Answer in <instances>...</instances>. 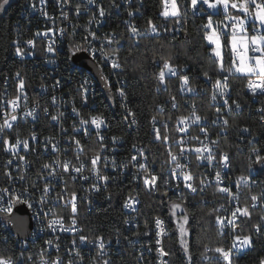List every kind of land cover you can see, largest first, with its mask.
<instances>
[{"label": "built area", "instance_id": "1", "mask_svg": "<svg viewBox=\"0 0 264 264\" xmlns=\"http://www.w3.org/2000/svg\"><path fill=\"white\" fill-rule=\"evenodd\" d=\"M130 0H122L115 8V13H122V3L128 4ZM79 6L80 12L77 14L76 8ZM105 6L101 0H94L93 4H89L88 0H30L24 8L23 19L19 21L15 28L17 34L14 41L15 56L19 60L31 59L36 66H40L43 71H38L39 82H34V76L29 75L30 83L26 82V78L22 75L15 74L13 77L5 76L4 80L0 84V125L3 124L4 119H9V122L13 124V128H5L4 132L0 133V189L8 188L12 194L22 195L24 200L33 204V207H29L28 203H24L31 212V218L33 221V228L29 239L19 238L16 234L15 237H6V230H12L9 224V217L5 213H0V242L4 243L3 248H15L18 249V254H10L0 250V257L11 258L13 264H17L21 261L29 260L33 264H52V261L57 257L62 259V264H103L105 260L109 261V264H123L122 261L127 258L124 250L126 248H133L135 250V258L139 261V264H170L169 256L167 260L158 259V247H166V238L168 237V223L165 217L156 215L165 221L164 227L166 229L165 235L157 237L155 223L152 224L154 230V236L152 240H143L140 237L133 235H123V237L106 238L103 237L104 248L100 249V241L96 236H92L85 231V215L86 213H92L99 208L108 206L111 201H114V205H121V211L123 212L122 226L126 228V231H134L141 226L142 219L140 217V208L142 201H139L133 207H125L126 201L129 197L137 199V191H142L145 187L142 179H135L139 172L143 175L142 170L133 167L134 164L145 163L150 170L164 180L171 177V169L175 167L178 162L181 165H186L184 171L191 172L196 179L193 181L195 187L198 190H206L209 187H214L219 194V202L217 204V215L220 217L231 218V212L235 208L241 209L245 207H252L258 209L262 223L264 224V181L260 175V171L264 170V163L255 162V153L264 156V142L261 145L258 144V140L253 136L251 130L244 126L239 136L240 143L238 147L240 150L247 152L248 169L245 173H236L231 168L230 159L228 160V167L225 168L222 162V154H227L226 151L220 150L221 134L225 132L227 125L223 124V120L227 119L229 123V116L232 112L240 111L242 109V103L240 99L232 90L230 76L227 72L222 74L219 79L223 82L225 76H228V88L226 89L225 96H217V99H210L209 102L216 109L220 108L221 112H215V115H210L208 111L201 112L196 110L195 105L192 106V111L187 115L190 116L193 112L202 117L201 121L193 123L191 120L184 124L179 121L172 126L170 118H155V121L151 122V131L153 133V140L160 141L164 135L169 137L166 147V158L163 164H159L155 157L152 158L147 153L143 145H133L131 151H128V145L122 137L117 135H111L108 131V123L106 116L95 112L98 108L97 95L91 92V84L100 83L95 76V82H87V75L81 74V71H89L88 69L77 65L73 61V55L80 50L89 47L88 41L91 42L96 48H100L101 43H104L103 53H116V55H109L107 60L101 52L96 53L95 61L100 66L102 73L107 81L106 96L112 101V106L115 108L116 100L120 104L119 110L123 114H128L129 111L134 113L131 115V123L134 120V128L139 124L134 110L129 104L127 97V81L123 77H119L118 73L121 71V64L118 60V52L112 46L104 42L106 36H113L116 39V32H112L107 29L106 16H99V8ZM106 11V10H105ZM95 19L92 20V17ZM90 20L92 22L90 23ZM123 23L131 26L137 25L132 21L130 16L123 17ZM230 23V21L224 22ZM51 29L52 31H49ZM63 29V33H61ZM174 31H179L180 26L173 27ZM48 32L47 36L43 33ZM90 32H95L98 39L92 40L89 35ZM40 33V35H37ZM157 29L155 33L159 34ZM87 37V41L86 38ZM28 40L34 41V46L27 44ZM51 45L55 50L54 52H48L47 48ZM20 47L23 51V55L16 54V48ZM86 52V51H84ZM90 57L91 55L86 52ZM92 58V57H91ZM113 61L119 63V68H113ZM103 69H106L104 71ZM72 71V72H63ZM93 74V73H92ZM238 74V73H237ZM27 77V76H26ZM175 76L166 77L164 85H157V91H165V89H171L172 84L169 82L170 78ZM24 81V88L20 89V80ZM208 82V78H205ZM256 81V76L250 77L249 81ZM249 81L246 85V91L250 96L251 101L258 102L260 97L264 96L259 90L256 94H253L248 87ZM100 85H102L100 83ZM188 87L194 89V91H187V88H182V83L179 84L178 94L182 99V104L175 98L173 101L172 95L165 98V104H169L174 108L173 110L180 109L181 106H186L190 102L192 95H198L199 91L196 87H193L189 82ZM104 88V87H103ZM85 89L87 90L85 93ZM123 90L124 97L120 96L119 90ZM87 97V103L84 102V97ZM213 95V94H212ZM211 95V97H212ZM19 97L18 107L15 112L12 111V106L8 101ZM55 98V99H53ZM224 99L228 100V104L231 106H224ZM235 101V103H233ZM175 103V107H173ZM236 104L240 107L237 108ZM73 107H75L83 118H88L90 115H101L105 120V125L100 130V134L104 137L101 143L97 137L96 130L90 128V135H84L83 130L79 133L73 132V124L76 127H80L79 119L73 113ZM47 109V112H45ZM161 109L164 110L165 105H161ZM257 111L259 109H256ZM28 112H32V116L26 115ZM63 113V116L59 117L58 121H52L51 116ZM16 115L17 121H11L10 116ZM181 117V116H180ZM206 117V119H204ZM218 117H220L218 119ZM261 122H264V117L261 116ZM216 121V123H213ZM165 125L167 127H165ZM87 127V126H85ZM181 128L186 129L180 131ZM201 128L206 130L201 131ZM247 128L248 131H243ZM66 129L67 131H62ZM155 129H159L161 133V139L155 138ZM131 132V131H128ZM35 133L37 140H32V134ZM80 141L83 147V152H80L75 145V141L72 137ZM118 137V141L113 144L112 137ZM9 139L10 143H15L16 139L28 140L30 148L25 150L22 144L15 150V154L12 151H5V146L2 144L3 139ZM198 138V139H197ZM50 141V142H49ZM182 141V143H177ZM215 141L216 143H213ZM47 143V148L45 146ZM57 145V151H51L52 146ZM204 145H208L211 149V154L215 157L211 164L204 159H198L197 154L194 151H186L185 156L180 155L181 148L186 150L195 148H203ZM102 146L104 150L101 151ZM143 151V156L140 155V151ZM100 153L102 157H108L109 161L113 158L116 161L117 167L113 170L112 166L105 168L103 163L98 165L101 175H107L110 177L106 186L104 181L98 180L97 176L91 170V158L97 153ZM171 152L177 156V161H171ZM209 153L204 152L203 155L207 156ZM137 156L136 161H132V156ZM228 155V154H227ZM23 156L21 160L19 157ZM79 156V159H77ZM145 157L147 159H145ZM229 157V156H228ZM59 159L61 163L71 162L74 167H80L81 163L85 165L80 174L72 172L71 175L64 173L62 168L53 164L55 160ZM11 160V165L8 161ZM51 164L53 167L44 169V164ZM120 165H126V167H120ZM55 168L57 175L55 177L48 176V172ZM219 171L221 173V182L217 183L215 180V174ZM5 172L11 173V179L5 175ZM179 172V170H178ZM61 176L63 177L61 179ZM81 176L88 177L87 180L80 178ZM250 177L248 183L245 184L240 181L239 188L237 187V181L240 177ZM73 177H76L75 179ZM204 183L201 184L200 181ZM46 182H51V190L45 197V204L41 205L38 201L42 196V189ZM158 190L165 191V184L158 181ZM98 184L100 190L96 191L92 185ZM36 185V187H33ZM176 185H179L177 190ZM220 187H228L231 190L229 193L220 192ZM168 197L174 196L179 199L180 195H186L188 190L184 189L182 178L175 179L171 184L167 185ZM24 189H27L25 192ZM154 191V190H152ZM156 191V190H155ZM75 192L77 199L75 200L77 212L75 213L76 224L72 225L73 213L71 210V193ZM62 196L63 200L58 201L57 197ZM252 196H257L258 199L253 201ZM8 195L5 194L4 201H0V206H7L6 201ZM138 200V199H137ZM20 203V202H19ZM17 203L13 205L12 212ZM110 207V206H109ZM44 212H48L51 208L52 213H55L57 217H63V225L65 228L71 227L74 230L62 231L59 226L53 231L47 227L46 220L43 217L41 209ZM239 219L236 220V224L243 217L237 213ZM49 218H55L49 213ZM102 227H108L103 225ZM261 231L257 232L256 227L251 235L253 244L251 247L243 249H233L231 253L232 264H237V259L242 256L245 251L253 249L255 247L258 236L264 234V227H260ZM236 235H244L237 234ZM226 242L222 248L228 250L231 248L233 239L232 234L226 229L225 234ZM80 236L88 238L86 243H81ZM157 239H161L162 245H157ZM76 241L74 244L73 241ZM48 241H52L51 244ZM208 249H210L208 247ZM212 257L214 260L212 264H227L220 257V254L214 251ZM209 259V256L206 257Z\"/></svg>", "mask_w": 264, "mask_h": 264}, {"label": "trees", "instance_id": "2", "mask_svg": "<svg viewBox=\"0 0 264 264\" xmlns=\"http://www.w3.org/2000/svg\"><path fill=\"white\" fill-rule=\"evenodd\" d=\"M30 0H13L0 10V84L8 75L13 77L19 73L26 78V82L33 81L29 75L34 76V82H39L38 71H43L40 66H36L31 59L19 60L15 56L14 41L16 25L23 19L25 5ZM105 6V16L107 19V29L116 32V41L112 46L118 52V60L121 64L119 77L127 81V97L131 108L134 110L139 124L134 128L131 123V115L123 114L119 108L120 104L116 100V106H112L109 96H106V89L100 83L91 84V92L97 95L98 112L106 116L108 123V133L117 135L124 139L128 145V151H131L133 145H143L149 156L156 159L159 164H163L166 158L167 142L153 140L151 131V122L155 118H170L172 126L182 115H187L192 111L195 105L196 110L201 112L208 111L210 115H215L216 108L211 105L209 100L214 92L213 84L216 79L222 77L223 73L218 72L215 57L211 52L213 47L204 38L203 25L207 23V15L212 10L203 5L204 11L193 10L191 0H177L181 10V17L165 18L161 15L163 10L162 0H130L128 4L122 3V13L116 14L115 8L122 0H101ZM199 7V6H198ZM132 13V15H129ZM130 16L137 25L140 34L131 33L128 25L123 23V17ZM151 20L160 31L159 34H151L148 31V21ZM214 25L220 21H225L224 16H214ZM180 26L179 31H174L173 27ZM165 60L175 65L179 74L170 78L171 89L157 91L159 85L157 79L159 71L163 67ZM230 57H225V66L230 64ZM106 71V69H103ZM72 72V71H63ZM208 72L211 77L208 82L204 76ZM81 74L87 75V82H95V76L88 71H81ZM180 75H187L189 82L199 91L198 95H192L190 102L180 109L173 110L171 105L165 104L167 96H174L179 104H182L180 94H178L179 84L182 81ZM27 76V77H26ZM251 76L233 73L230 76V82L233 92L240 99L242 109L232 112L229 116V123L225 132L221 134L220 150L226 151L229 156L231 168L236 173H245L248 169L247 152L239 149V136L241 128L248 127L253 136L261 145L264 142V122H261V116L264 117V96L260 97L258 102L251 101L246 91V85ZM164 104V110L161 105ZM256 109H259L258 111ZM127 117V119H125ZM131 131V132H128ZM264 181V170L260 171ZM161 190L137 191L138 201H142L140 208L141 226L134 231H126L122 226L123 212L121 205H114L111 201L109 205L99 208L92 213L85 215V231L92 236H104L106 238L123 237L129 234L140 237L143 240H152L154 230V217L161 215L166 218L168 223V237L166 238L165 251L169 253L170 264H212L213 254L217 247L226 242V236L218 230L215 217L217 215V204L219 194L214 187L206 190H198L195 194L186 192L185 200L181 201L172 196L169 199L162 195ZM172 200H179L185 206V212L189 217L190 237L189 249L185 253L181 243L178 231L170 217L169 204ZM121 204V203H120ZM110 206V207H109ZM250 217L243 216L237 223V234L249 235L257 225L264 227L261 221L258 209L247 207ZM106 225L108 227H102ZM6 237H15L11 230H6ZM255 247L245 251L237 259V264H261L264 260V234L258 236ZM3 242H0V250L10 254H18V249L3 248ZM208 247L210 249H208ZM123 264H139L135 258V250L126 248ZM189 256L191 261H189ZM209 256V259L206 257ZM158 259L160 254L158 252ZM167 260V256L163 257ZM17 264H33L32 261L25 260Z\"/></svg>", "mask_w": 264, "mask_h": 264}, {"label": "snow or ice", "instance_id": "3", "mask_svg": "<svg viewBox=\"0 0 264 264\" xmlns=\"http://www.w3.org/2000/svg\"><path fill=\"white\" fill-rule=\"evenodd\" d=\"M9 0H0V10H2L5 5H7ZM89 4H93L94 0H88ZM163 10L161 12V15L165 18L173 17L177 18V23L179 22V19L182 15L180 7L178 6L177 0H162ZM203 5L207 6V9L212 10L207 15V23L204 24L202 27L206 31H204V38L208 41L210 45L213 47L211 48V52L213 56L215 57L216 63H217V70L220 73L227 72L229 75L233 73H239L246 76H256L258 79V82L256 81H249L248 87L251 90L253 94L257 93V90L260 91L261 94H264V0H191V7L193 10H200L204 11ZM199 6V7H198ZM230 9L236 10L237 14L230 13ZM77 14L80 12L79 6L76 8ZM224 16V19L227 21H230V23H224V21H220L214 26V16ZM242 14V15H241ZM105 10L103 7L99 8V16L104 17ZM129 15H132V13H129ZM95 19V16L92 17V20ZM90 20V23L92 22ZM49 31H52L49 29ZM61 33H63V29L60 30ZM131 33L140 34L139 29L135 26L130 27ZM148 31L151 33H155L157 31V26L151 21H148ZM37 35H40V33H37ZM44 36L48 35V32L43 33ZM89 35L92 37V40L98 39L95 32H90ZM87 41V37L85 38ZM104 42L107 44H112L114 42L118 43L114 39L113 36H106L104 38ZM89 47L84 49H78L80 51H86L88 52L92 59H96V53L99 51L103 54L104 59L107 60L109 55H116V53H103L104 43H101L100 48H96L91 44L90 41H88ZM27 44L34 46L33 40H28ZM54 48L49 45L47 48L48 52H54ZM16 54L17 55H23V51L20 47L16 48ZM230 57V64L226 67L225 66V57ZM113 68H119V63L113 61L112 63ZM179 74L178 68L173 65L170 61L165 60L163 63L162 69L159 71L157 79L161 85H164L166 82V77L171 76H177ZM206 78L209 80L211 77H209L208 72L203 73ZM19 76V73H17ZM102 79H105L102 77ZM179 79L182 81V88H187V91L191 92L194 91L193 88L188 87L189 85V77L187 75H180ZM228 76H225L223 79V82L220 79H216L213 88L214 92L211 97V99L215 100L217 99V96L224 97L226 89L228 88ZM20 89L24 88V81L21 79L19 82ZM85 89V93H86ZM120 96L124 97L125 93L123 90H119ZM19 97H16L13 100L8 101V103L12 106V111L15 112L16 108L19 106L18 101ZM55 99V98H53ZM173 101H175V97L172 98ZM85 104L87 103V97L85 95L84 97ZM235 103V101H233ZM224 106L231 107L228 104V100L224 99ZM173 107H175V103H173ZM236 107L239 108L240 105L236 104ZM217 113L221 112L220 108L216 109ZM261 111H264L262 109ZM45 112H47V109H45ZM73 113L76 117H80L79 119V125L80 127H76L75 123L73 124V132L79 133L81 130H83L84 135H90V128H93L96 130L97 137L99 141L102 143L104 140V137L100 134V130L105 125V120L101 115H90L88 118H83L81 116V113L73 107ZM26 115L32 116V112H28ZM128 115H134L131 111H129ZM63 116V113H60L59 116L52 115L51 120L52 121H58L59 117ZM220 117H218L219 119ZM18 117L16 115H11L10 120L11 121H17ZM127 119V117H125ZM202 117L200 115H197L195 112H193L190 116H181L179 117V122L181 124L186 123L187 121H192L193 123H197L201 121ZM206 119V117L204 118ZM153 121H155V117H153ZM132 123H135L133 120ZM213 123H216V121H213ZM223 124L226 126L228 124L227 119L223 120ZM87 126V127H85ZM165 127H167L165 125ZM13 128V124L9 122V119H4L3 124L0 125V133L4 132V129ZM186 129L181 128L180 131H185ZM62 131H67L66 129H62ZM201 131H204L206 134V130L204 128H201ZM243 131H248L247 128H244ZM32 140H37V137L35 133L32 134ZM155 138L157 140L161 139V133L159 129H155ZM113 144H115L118 141V137L113 136L112 138ZM169 137L167 135L163 136V140L167 142ZM198 139V138H197ZM72 140L75 141V145L77 146V149L80 152H83V147L80 144L79 140H76L75 137H72ZM50 142V141H49ZM182 143V141L177 142ZM213 143H216L213 141ZM2 144L5 146V151H12L13 154H15V150L19 148V146L22 144L23 148L25 150H28L30 148L29 141L20 139H16L15 143H10L9 139L5 138L2 141ZM104 147L102 146L101 151L104 150ZM45 150H49L47 148V143L45 146ZM57 145H53L51 151L55 152L57 151ZM186 151H194L195 154H197L198 159H204L207 160L209 164L212 163V161L215 159V157L211 154V149L208 147V145H204L203 148H195L194 150L189 149L186 150L184 148H181L180 155L184 156L185 159L187 157L185 156ZM208 152L209 154L207 156H204L203 153ZM140 155L143 156V151H140ZM169 155L171 156V161L175 162L177 161V156L173 155L171 152H169ZM21 160L24 159L23 156L19 157ZM77 159H79V156H77ZM145 159H147L145 157ZM132 161L137 160V156L131 157ZM228 160L229 157L227 154H222V162L223 166L225 168L228 167ZM255 162L256 163H264V156H261L258 151L255 153ZM12 161L9 160L8 164L11 165ZM91 170L92 172L97 176L98 180L104 181L105 186L110 179L107 175H101L98 165L103 163V166L105 168L109 167V165L112 166L113 170L116 169L117 164L115 159L113 158L111 161H109L108 157H102L101 154L98 152L94 157L91 158ZM53 164L58 165L62 168L64 173H68L71 175L72 172H75L77 174H80L82 172V169L85 167L83 163H81L80 167H74L71 165V162H63L59 159L55 160ZM44 169L52 168L53 166L51 164H44L42 166ZM120 167H126V165H120ZM133 167L138 168L139 170H142L143 175H141L139 172L137 173V176L134 177L135 179H142L143 185L145 189L147 190H157L158 191V181H161L165 184V191L162 193L164 197H168V188L167 185L171 184V182L175 179L182 178V183L184 189L188 190L189 194H195L197 192V187L194 186L193 181L196 179V177L188 171H184L183 169L186 167V165H181L180 163H176L175 167L171 169V177H169L167 180H164L161 176L157 175L153 172H150L147 165L145 163H138L134 164ZM179 170V172H178ZM5 175L11 179V173L5 172ZM57 175V172L55 168H53L52 171L48 172V176L55 177ZM63 177L61 176V179ZM74 179L76 177H73ZM80 178L87 180L88 177L81 176ZM250 177H240V180L237 181V187L240 186V181H243L245 184L248 183V180ZM215 180L217 183H220L221 173L219 171L215 174ZM201 184L204 183L203 180L200 181ZM51 182H46L42 191V196L40 200L38 201L41 205L45 204V197L48 195L49 191L51 190ZM33 187H36V185H33ZM93 189L96 191L100 190V186L98 184L92 185ZM179 185H176L177 190H179ZM220 192L229 193L231 195V190L228 187H220L218 189ZM26 192L27 189H24ZM5 194L8 195V200L6 201V207L0 206V213H5L7 217L11 216L13 205L15 203L24 202L28 203L29 207H33V204L28 202L27 200H24L22 195H13L11 190L8 188L0 189V201H4ZM77 199V195L75 192L71 193V210L73 213L72 218V225L76 224L75 219V213L77 212L75 200ZM179 199L181 201L185 200V196L183 194L180 195ZM253 201H256L258 199L257 196H252L251 198ZM58 201H62L63 197L59 196L57 197ZM139 201L134 197H129V199L125 203V207H133L136 203ZM180 210V215H178L177 210ZM41 212L43 214L44 219L46 220L47 227L49 229H52L53 231L56 230L57 226H59L60 230L62 231H70L74 230L71 227L65 228L63 225V217H57L55 213H52L51 208L48 209V212H44L43 208L41 209ZM49 213H51L52 217L55 218H49ZM237 213L240 214V216L250 217V213L248 211V208L245 207L243 209L237 207L234 211L231 212V218H225L216 216L215 217V223L218 228V230L221 232V234H225V230L227 229L232 234L233 243L231 248L228 250H225L222 247H217L215 249V252L220 254V257L223 261L227 262V264H232L231 259V253L233 249H243L247 247H251L253 244V240L251 235H236L235 231L238 227L236 224V220L239 219L237 216ZM170 217L174 218L173 223L175 225L176 230L178 231L179 237H180V243L185 251V253L188 252V246L186 237L189 235L190 230V224H189V217L188 214L185 212L184 208L182 207L181 203L176 202H170ZM155 228L157 229L156 235L157 237H161L165 235L166 229L164 227L165 221L160 219L159 217L155 218L154 220ZM256 231L260 232V226H256ZM97 240L100 241L99 248L103 249V237H97ZM79 240L81 243H86L88 241V238L85 236H80ZM49 244L52 243V241H48ZM73 243L75 244L76 241L74 240ZM157 245H162L161 239H157L156 241ZM157 251L159 252L160 256H168L169 253L164 250L163 246L158 247ZM189 261H191V257L189 256ZM0 264H13L11 258H4L0 257ZM52 264H62V259L60 257H57L56 260L52 261ZM71 264V262H69ZM103 264H109V261L105 260ZM164 264V262H162ZM261 264H264V260H261Z\"/></svg>", "mask_w": 264, "mask_h": 264}, {"label": "water", "instance_id": "4", "mask_svg": "<svg viewBox=\"0 0 264 264\" xmlns=\"http://www.w3.org/2000/svg\"><path fill=\"white\" fill-rule=\"evenodd\" d=\"M73 61L77 65L91 71L100 81L102 86L107 89V81L102 79L104 75L100 66L86 52L79 51L75 53L73 55ZM9 224L11 229L19 238L29 239L33 228V221L30 210L24 203L20 202L16 204L11 216L9 217Z\"/></svg>", "mask_w": 264, "mask_h": 264}, {"label": "rangeland", "instance_id": "5", "mask_svg": "<svg viewBox=\"0 0 264 264\" xmlns=\"http://www.w3.org/2000/svg\"><path fill=\"white\" fill-rule=\"evenodd\" d=\"M11 1H13V0H9V2H11ZM9 2H8V3H9ZM229 11H230V13H232V14H237V13H236V10L230 9ZM241 15H242V14H241ZM224 22H227V20H225ZM214 26H215V25H214ZM251 77H253V76H251ZM171 202L181 203V204H182V207H183L184 210H185V206H184L183 202H181V201H179V200H172ZM169 207H170V204H169ZM177 213H178V215L181 214L179 209L177 210ZM173 219H174V218H173ZM189 237H190V232H189V235L185 238L186 241H187L188 249H189Z\"/></svg>", "mask_w": 264, "mask_h": 264}, {"label": "bare ground", "instance_id": "6", "mask_svg": "<svg viewBox=\"0 0 264 264\" xmlns=\"http://www.w3.org/2000/svg\"><path fill=\"white\" fill-rule=\"evenodd\" d=\"M88 73H91L92 74V72L91 71H88ZM92 75H94V74H92ZM95 76V75H94ZM31 213V212H30ZM13 233H14V231L13 230H11ZM15 234V233H14ZM160 260H164L163 259V257L162 256H160Z\"/></svg>", "mask_w": 264, "mask_h": 264}]
</instances>
